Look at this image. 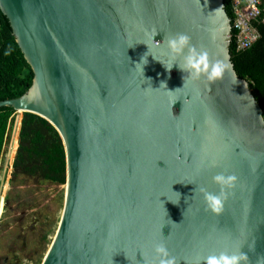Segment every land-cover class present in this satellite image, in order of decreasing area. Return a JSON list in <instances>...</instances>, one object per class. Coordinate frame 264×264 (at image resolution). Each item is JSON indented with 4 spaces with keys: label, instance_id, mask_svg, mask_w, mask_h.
Wrapping results in <instances>:
<instances>
[{
    "label": "water",
    "instance_id": "1",
    "mask_svg": "<svg viewBox=\"0 0 264 264\" xmlns=\"http://www.w3.org/2000/svg\"><path fill=\"white\" fill-rule=\"evenodd\" d=\"M0 10L33 72L0 108L47 119L65 148L63 209L41 264H146L158 242L177 264L237 251L258 264L264 116L231 60L224 0H0ZM179 33L223 61L221 79L164 67ZM218 173L237 179L213 214L200 189L219 192Z\"/></svg>",
    "mask_w": 264,
    "mask_h": 264
},
{
    "label": "trees",
    "instance_id": "2",
    "mask_svg": "<svg viewBox=\"0 0 264 264\" xmlns=\"http://www.w3.org/2000/svg\"><path fill=\"white\" fill-rule=\"evenodd\" d=\"M224 2L232 19L230 0ZM262 8L261 17L255 22L259 33L257 41L244 50H236L232 42L230 54L238 75L249 81L264 116V2ZM9 48L11 53L5 55V50ZM32 80V69L15 41L8 19L0 10V100L22 95L31 86ZM15 114L12 107L0 108V163L7 131L13 124ZM14 149L15 145L11 149L12 157ZM12 166L13 174L22 172L53 183H66L64 144L59 132L47 119L31 112L22 113L18 147Z\"/></svg>",
    "mask_w": 264,
    "mask_h": 264
},
{
    "label": "rangeland",
    "instance_id": "3",
    "mask_svg": "<svg viewBox=\"0 0 264 264\" xmlns=\"http://www.w3.org/2000/svg\"><path fill=\"white\" fill-rule=\"evenodd\" d=\"M16 115L20 119L22 112H16L14 120ZM13 124L7 131L3 146L0 177L10 147ZM17 126L11 145V149L15 145L13 155L18 147L19 124ZM10 151L12 154V150ZM11 157L12 155L4 182L5 199L2 210L0 206V264H41L61 217L65 184L53 183L40 176L22 172L13 174L14 158ZM30 226L33 228L28 229ZM5 257L7 261L4 260Z\"/></svg>",
    "mask_w": 264,
    "mask_h": 264
},
{
    "label": "clouds",
    "instance_id": "4",
    "mask_svg": "<svg viewBox=\"0 0 264 264\" xmlns=\"http://www.w3.org/2000/svg\"><path fill=\"white\" fill-rule=\"evenodd\" d=\"M156 35L157 33L151 36L154 42L156 41L154 40ZM166 46L172 63L164 64L160 62L167 70H171L175 65L180 71L185 73L189 80L196 81L203 77L208 82H215L221 79L226 71V65L223 61H213L209 58L206 50H198L195 46L191 45L190 37L187 34L179 33L168 37ZM10 53L11 49L9 48L5 50L4 54L9 55ZM141 60H144V64L146 63L145 58L142 57ZM185 75L183 76L184 82ZM236 179L235 175L218 173L212 177V181L219 187V192L213 193L206 188L200 189L206 208L210 212L213 214L222 212L224 202L229 192L234 188ZM152 252L153 258L147 261L146 264H177L176 258L169 253L163 242L154 244ZM201 262L203 264H249V257L242 251L232 254L221 252L203 257L199 264ZM258 264H264V257L258 258Z\"/></svg>",
    "mask_w": 264,
    "mask_h": 264
},
{
    "label": "built area",
    "instance_id": "5",
    "mask_svg": "<svg viewBox=\"0 0 264 264\" xmlns=\"http://www.w3.org/2000/svg\"><path fill=\"white\" fill-rule=\"evenodd\" d=\"M264 0H230L233 12L232 38L236 50H244L257 41L255 22L261 17Z\"/></svg>",
    "mask_w": 264,
    "mask_h": 264
},
{
    "label": "flooded vegetation",
    "instance_id": "6",
    "mask_svg": "<svg viewBox=\"0 0 264 264\" xmlns=\"http://www.w3.org/2000/svg\"><path fill=\"white\" fill-rule=\"evenodd\" d=\"M6 197H7V196H6ZM4 199H5V196H4ZM0 218H1V213H0ZM20 228L23 229V226L20 225ZM31 228H33V227H32V226L28 227V229H31ZM22 238H23V240L26 239V237H25L24 235L22 236ZM23 247H25V244H24V243H23ZM6 258H7V257L4 258L5 261L8 260V259H6ZM5 261H3V263H4Z\"/></svg>",
    "mask_w": 264,
    "mask_h": 264
}]
</instances>
